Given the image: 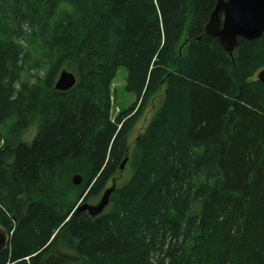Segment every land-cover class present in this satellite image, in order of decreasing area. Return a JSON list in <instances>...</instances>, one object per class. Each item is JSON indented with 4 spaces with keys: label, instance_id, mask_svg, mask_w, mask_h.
<instances>
[{
    "label": "trees",
    "instance_id": "1",
    "mask_svg": "<svg viewBox=\"0 0 264 264\" xmlns=\"http://www.w3.org/2000/svg\"><path fill=\"white\" fill-rule=\"evenodd\" d=\"M215 3L0 0V264H48L55 236L75 256L57 264H264V32L230 59L202 36ZM23 41L41 76L23 78ZM61 69L77 79L64 92ZM119 69L133 101L113 118ZM154 99L112 209L75 212Z\"/></svg>",
    "mask_w": 264,
    "mask_h": 264
},
{
    "label": "water",
    "instance_id": "2",
    "mask_svg": "<svg viewBox=\"0 0 264 264\" xmlns=\"http://www.w3.org/2000/svg\"><path fill=\"white\" fill-rule=\"evenodd\" d=\"M221 16V18H220ZM264 32V0H217L208 23L205 26L203 36L216 38L223 51L229 55L236 46L238 38L247 41L259 39ZM258 81L264 86V69L258 73ZM75 84L73 74L62 70L54 89L66 91ZM127 159L124 158L119 166L122 171ZM82 179L75 174L71 178L73 185H79ZM115 190V182L105 189L96 205L84 204L77 212L87 210L90 216H97L103 212L109 203V197ZM6 236L0 232V250L5 248Z\"/></svg>",
    "mask_w": 264,
    "mask_h": 264
},
{
    "label": "rangeland",
    "instance_id": "3",
    "mask_svg": "<svg viewBox=\"0 0 264 264\" xmlns=\"http://www.w3.org/2000/svg\"><path fill=\"white\" fill-rule=\"evenodd\" d=\"M60 8L61 6L58 7L55 13V18L59 16ZM22 46H23L24 53H26V56H25L26 58L24 60H22L24 57V54L21 57L22 63H24L23 72H22L23 78L28 77L29 75H32V74H37L38 76H41L43 73V70L36 72L35 66H34V64L38 62V60L41 59V57L38 54V49L35 47H28L25 41H23ZM25 70H30V73H26ZM253 79H255V77ZM111 92H112V95H111L110 100H111V103L113 104L112 105V117L115 118L118 112L124 109L125 106L128 105V103L133 100V95L127 94L124 90V72L121 69L118 70L116 77L114 78L112 82ZM156 104H157V99H154L152 103L150 104L149 108L146 109L145 113L142 115L141 119L136 124L135 133L141 131V129L149 121ZM36 122L37 121H34L30 125L28 130L21 135L24 141L30 142L31 139L33 138L36 132V128L38 127V124ZM129 178H130V167L127 166L124 172H122L119 176V180H118V184L120 185L119 189H123L125 184L129 181ZM90 200H92V198H90ZM111 209H112V203L110 204L109 208L106 209L104 214H107ZM62 251L67 254H71L66 249H62Z\"/></svg>",
    "mask_w": 264,
    "mask_h": 264
}]
</instances>
